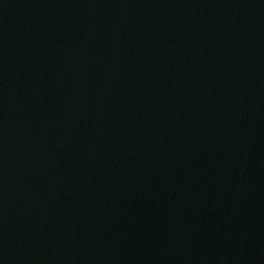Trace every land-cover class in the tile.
Returning <instances> with one entry per match:
<instances>
[{
	"label": "water",
	"instance_id": "95a60500",
	"mask_svg": "<svg viewBox=\"0 0 264 264\" xmlns=\"http://www.w3.org/2000/svg\"><path fill=\"white\" fill-rule=\"evenodd\" d=\"M0 264H264V0H0Z\"/></svg>",
	"mask_w": 264,
	"mask_h": 264
}]
</instances>
